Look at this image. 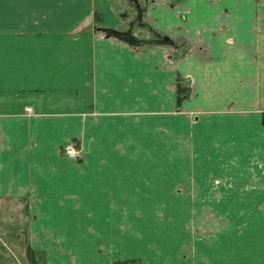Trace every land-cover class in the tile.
Listing matches in <instances>:
<instances>
[{"label": "crops", "instance_id": "crops-1", "mask_svg": "<svg viewBox=\"0 0 264 264\" xmlns=\"http://www.w3.org/2000/svg\"><path fill=\"white\" fill-rule=\"evenodd\" d=\"M127 11L0 0V264H264V0Z\"/></svg>", "mask_w": 264, "mask_h": 264}, {"label": "rangeland", "instance_id": "rangeland-1", "mask_svg": "<svg viewBox=\"0 0 264 264\" xmlns=\"http://www.w3.org/2000/svg\"><path fill=\"white\" fill-rule=\"evenodd\" d=\"M150 1L151 0H116L120 9H123V6L127 7V19L129 23L127 24V29L130 30L131 27V33L137 38H141L142 36H153L152 33L150 34V25L145 21L147 18V7ZM137 5L141 6L138 8ZM139 18L142 19L140 20Z\"/></svg>", "mask_w": 264, "mask_h": 264}, {"label": "water", "instance_id": "water-1", "mask_svg": "<svg viewBox=\"0 0 264 264\" xmlns=\"http://www.w3.org/2000/svg\"><path fill=\"white\" fill-rule=\"evenodd\" d=\"M113 34H115L119 39L128 42L132 45H142L148 43L145 39H139L131 34L129 31H121V30H114Z\"/></svg>", "mask_w": 264, "mask_h": 264}, {"label": "trees", "instance_id": "trees-1", "mask_svg": "<svg viewBox=\"0 0 264 264\" xmlns=\"http://www.w3.org/2000/svg\"><path fill=\"white\" fill-rule=\"evenodd\" d=\"M102 29H105L108 34H113L115 30L112 28H102ZM161 40L162 39H159L157 40V42H160ZM162 41H167V39H163ZM26 252H27V258H28L29 264H38L37 255H36V251L34 250V248H32L30 245H27ZM129 263L131 262L123 261V262H117L116 264H129Z\"/></svg>", "mask_w": 264, "mask_h": 264}, {"label": "built area", "instance_id": "built-area-1", "mask_svg": "<svg viewBox=\"0 0 264 264\" xmlns=\"http://www.w3.org/2000/svg\"><path fill=\"white\" fill-rule=\"evenodd\" d=\"M65 152L67 155L73 157V158H79L81 157V152L80 150H78L77 148H75L74 146H68L65 149Z\"/></svg>", "mask_w": 264, "mask_h": 264}, {"label": "flooded vegetation", "instance_id": "flooded-vegetation-1", "mask_svg": "<svg viewBox=\"0 0 264 264\" xmlns=\"http://www.w3.org/2000/svg\"><path fill=\"white\" fill-rule=\"evenodd\" d=\"M137 1V0H136ZM141 5H137V7L139 8ZM140 20L142 19V18H139ZM102 29V28H101ZM105 32H107L105 29H103ZM130 33H131V27H130V30L129 29H127ZM132 34V33H131ZM139 39H141V38H139ZM145 40H147V39H145ZM148 42H150L149 40H147Z\"/></svg>", "mask_w": 264, "mask_h": 264}]
</instances>
